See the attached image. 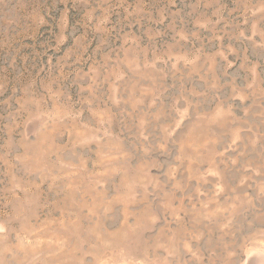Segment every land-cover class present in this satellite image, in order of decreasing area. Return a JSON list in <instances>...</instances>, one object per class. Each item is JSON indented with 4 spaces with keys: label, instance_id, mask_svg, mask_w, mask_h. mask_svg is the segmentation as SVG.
I'll return each mask as SVG.
<instances>
[{
    "label": "rangeland",
    "instance_id": "1",
    "mask_svg": "<svg viewBox=\"0 0 264 264\" xmlns=\"http://www.w3.org/2000/svg\"><path fill=\"white\" fill-rule=\"evenodd\" d=\"M245 2L0 0V264H264V13ZM110 137L124 159L100 164Z\"/></svg>",
    "mask_w": 264,
    "mask_h": 264
},
{
    "label": "clouds",
    "instance_id": "2",
    "mask_svg": "<svg viewBox=\"0 0 264 264\" xmlns=\"http://www.w3.org/2000/svg\"><path fill=\"white\" fill-rule=\"evenodd\" d=\"M249 13L252 16H256L258 13H264V0H259V3L257 4H253L251 0H246L244 4V10L242 13V15L245 16V22H247ZM36 22L38 25L43 24L45 23V19L43 16H39ZM68 39L69 37L67 35L65 36L64 34V24H62L61 32L57 37V44L55 46L57 52L61 50V46L64 45L68 41ZM76 39L77 37L74 40ZM67 50L69 52L74 51L73 43L69 45ZM66 56H67V52L64 51L63 55H60L57 58L56 64L51 65V70L49 69L47 72V75L43 77L42 87L46 91L47 97L52 102L60 101L61 97L64 96L71 87L70 84L65 83V80L70 73L57 72L58 68H63L64 65L68 63V61L65 58ZM73 63L75 62L73 61ZM77 76H79V73H77ZM72 83H79V81L73 80ZM81 91H83V88H81ZM83 102H84L83 97H81V100L75 101V103H80L81 105H83ZM140 135L143 136V132H141ZM144 139L147 140V137H144ZM124 142L128 144L129 148L136 150L137 142L129 141L128 137H125ZM189 149H191L192 153H195L196 151H198V147L188 141H185L181 145L182 159H188L191 165L192 163H195L197 161H196L195 155L188 153ZM144 150L145 152H147L149 149L145 148ZM98 155L100 157L99 160L97 161L98 163L111 164L112 162H122L124 159L125 153L123 152L121 142L110 137L104 140V142L101 145H99ZM5 241H7V236H5ZM24 251L25 252L28 251L27 247H25ZM3 253L5 257H7L9 253H11L12 254L11 258L15 259L17 256L20 255V250H15V246L9 247L7 246V244H5V247L3 248ZM26 258L27 257L25 256L24 259ZM3 264H8V259H5L3 261Z\"/></svg>",
    "mask_w": 264,
    "mask_h": 264
}]
</instances>
